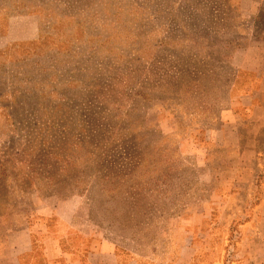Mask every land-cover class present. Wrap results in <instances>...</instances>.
<instances>
[{
    "label": "rangeland",
    "instance_id": "obj_1",
    "mask_svg": "<svg viewBox=\"0 0 264 264\" xmlns=\"http://www.w3.org/2000/svg\"><path fill=\"white\" fill-rule=\"evenodd\" d=\"M12 231L83 264H264V0H0Z\"/></svg>",
    "mask_w": 264,
    "mask_h": 264
},
{
    "label": "crops",
    "instance_id": "obj_2",
    "mask_svg": "<svg viewBox=\"0 0 264 264\" xmlns=\"http://www.w3.org/2000/svg\"><path fill=\"white\" fill-rule=\"evenodd\" d=\"M20 238L21 242L6 240ZM61 234L25 231L8 232L0 240V264H83L78 250H68L62 246ZM96 254V253H94ZM88 264L92 263L87 260Z\"/></svg>",
    "mask_w": 264,
    "mask_h": 264
}]
</instances>
